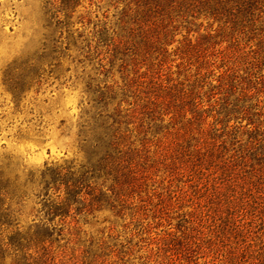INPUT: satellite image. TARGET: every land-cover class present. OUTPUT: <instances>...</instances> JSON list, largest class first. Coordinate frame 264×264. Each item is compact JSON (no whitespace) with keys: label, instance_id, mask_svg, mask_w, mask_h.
I'll list each match as a JSON object with an SVG mask.
<instances>
[{"label":"trees","instance_id":"1","mask_svg":"<svg viewBox=\"0 0 264 264\" xmlns=\"http://www.w3.org/2000/svg\"><path fill=\"white\" fill-rule=\"evenodd\" d=\"M42 1L76 156L0 179V264H264V0Z\"/></svg>","mask_w":264,"mask_h":264},{"label":"rangeland","instance_id":"2","mask_svg":"<svg viewBox=\"0 0 264 264\" xmlns=\"http://www.w3.org/2000/svg\"><path fill=\"white\" fill-rule=\"evenodd\" d=\"M45 25L42 0H0V179L19 184L46 163L76 156L81 88L72 72L58 78L47 68L42 75ZM33 207L23 220L34 219ZM134 253L123 264H151L144 249Z\"/></svg>","mask_w":264,"mask_h":264}]
</instances>
